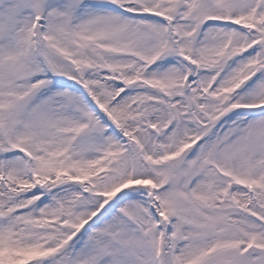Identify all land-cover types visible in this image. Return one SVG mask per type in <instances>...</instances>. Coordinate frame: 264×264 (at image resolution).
I'll return each instance as SVG.
<instances>
[{
    "label": "snow or ice",
    "instance_id": "6c2138e0",
    "mask_svg": "<svg viewBox=\"0 0 264 264\" xmlns=\"http://www.w3.org/2000/svg\"><path fill=\"white\" fill-rule=\"evenodd\" d=\"M0 264H264V0H0Z\"/></svg>",
    "mask_w": 264,
    "mask_h": 264
}]
</instances>
